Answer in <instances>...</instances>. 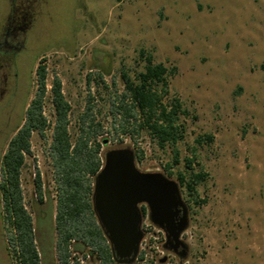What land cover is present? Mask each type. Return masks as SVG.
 I'll list each match as a JSON object with an SVG mask.
<instances>
[{
	"label": "rangeland",
	"instance_id": "obj_1",
	"mask_svg": "<svg viewBox=\"0 0 264 264\" xmlns=\"http://www.w3.org/2000/svg\"><path fill=\"white\" fill-rule=\"evenodd\" d=\"M20 1L0 0V26ZM27 2L28 27L20 53L22 59L33 57L25 103L35 91L34 70L43 66L42 112L48 124L44 138L31 135L30 155L19 175L22 201L33 220L31 208L42 207L33 191L35 172L42 202L53 197L46 150L52 121L48 90L56 77L69 105L71 140L88 102L90 116L101 126L100 137L107 141L101 153L108 147H128L139 171L158 172L176 183V173L186 170L185 160L192 173L203 175L194 194L179 187L187 208V227L180 237L186 256L179 261L164 251L163 235L153 229L144 237L142 257L135 264H264V0ZM140 49L153 63L173 69L162 102L175 98L187 112L178 117L182 132L174 147L160 149L145 130L135 135L128 128L116 138L110 130L108 110L123 89L121 72L133 79L142 71ZM18 116L0 141V156L22 121L21 111ZM204 136L211 141L196 143ZM167 164L171 175L164 169ZM4 232L0 213V264H12Z\"/></svg>",
	"mask_w": 264,
	"mask_h": 264
},
{
	"label": "trees",
	"instance_id": "obj_2",
	"mask_svg": "<svg viewBox=\"0 0 264 264\" xmlns=\"http://www.w3.org/2000/svg\"><path fill=\"white\" fill-rule=\"evenodd\" d=\"M138 57L144 65L133 79L121 72L123 89L115 95L108 110L110 130L115 138L125 135L128 128L135 135L145 130L160 149L166 145L174 147L182 132L178 117L187 115V112L175 98L167 104L162 102L167 95V77L172 75L173 69L153 63L152 56L141 49ZM45 75L43 66L35 68V91L24 111L22 123L8 139L0 157V213L7 256L12 264H80V260L114 264L90 205L92 180L101 167L100 148L104 140L100 137L101 126L94 123L87 102L71 140L68 133L69 105L56 77L51 79L48 90L52 121L46 150L53 197L51 201L42 202L41 184L38 172H35L33 191L37 204L42 206L31 208L35 220L23 204L19 175L24 158L30 155L29 140L32 134L44 138L48 125L42 112ZM204 139L211 141L210 136H204L196 143ZM116 141L121 143L122 139ZM172 158V165H176L175 148ZM185 168L175 176L178 186L184 187L191 195L203 175L191 172L189 160H185ZM164 169L171 175L170 165H165ZM140 212L142 216L145 214L143 206ZM141 257L142 253L137 256Z\"/></svg>",
	"mask_w": 264,
	"mask_h": 264
},
{
	"label": "water",
	"instance_id": "obj_3",
	"mask_svg": "<svg viewBox=\"0 0 264 264\" xmlns=\"http://www.w3.org/2000/svg\"><path fill=\"white\" fill-rule=\"evenodd\" d=\"M107 144L104 139L101 143ZM90 205L114 264H133L143 234L140 207L148 222L163 235L162 249L170 245L181 261L187 253L180 237L187 227V208L178 184L158 172H141L128 147H108L94 175Z\"/></svg>",
	"mask_w": 264,
	"mask_h": 264
},
{
	"label": "flooded vegetation",
	"instance_id": "obj_4",
	"mask_svg": "<svg viewBox=\"0 0 264 264\" xmlns=\"http://www.w3.org/2000/svg\"><path fill=\"white\" fill-rule=\"evenodd\" d=\"M27 3V0H21L17 8L13 6L0 26V141L8 135L20 111L23 121L28 105L25 100L29 94V64L33 56L22 59L20 53L24 31L28 27L25 22ZM166 248L177 258L179 249L173 251L170 245Z\"/></svg>",
	"mask_w": 264,
	"mask_h": 264
},
{
	"label": "built area",
	"instance_id": "obj_5",
	"mask_svg": "<svg viewBox=\"0 0 264 264\" xmlns=\"http://www.w3.org/2000/svg\"><path fill=\"white\" fill-rule=\"evenodd\" d=\"M153 229H155L156 232H158V233L160 232L159 230H157L156 228H154V227L148 222L146 216L143 217V218H142V222H141V231H142L143 237H142V240L140 241V244H139V250H138V254H137V256L141 253V252H140V251H141V245H142V241H143L144 237H145L146 235L150 234L151 230H153ZM160 233H161V232H160ZM137 256H136V258H135L133 264H135V262H137V260H138ZM79 262H80V264H83V263H84V261H82V260H80Z\"/></svg>",
	"mask_w": 264,
	"mask_h": 264
}]
</instances>
